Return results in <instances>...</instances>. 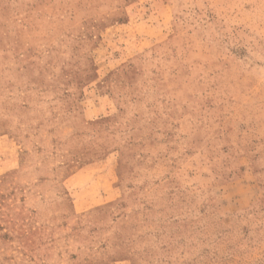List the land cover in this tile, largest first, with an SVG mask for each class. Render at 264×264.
<instances>
[{
    "label": "rangeland",
    "instance_id": "obj_1",
    "mask_svg": "<svg viewBox=\"0 0 264 264\" xmlns=\"http://www.w3.org/2000/svg\"><path fill=\"white\" fill-rule=\"evenodd\" d=\"M0 264H264V0H0Z\"/></svg>",
    "mask_w": 264,
    "mask_h": 264
}]
</instances>
